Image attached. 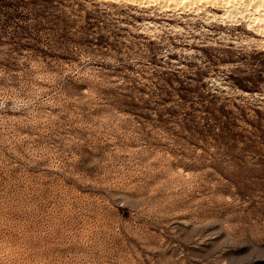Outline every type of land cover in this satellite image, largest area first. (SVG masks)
<instances>
[{
	"label": "rangeland",
	"instance_id": "rangeland-1",
	"mask_svg": "<svg viewBox=\"0 0 264 264\" xmlns=\"http://www.w3.org/2000/svg\"><path fill=\"white\" fill-rule=\"evenodd\" d=\"M175 1L0 0V264H264V33Z\"/></svg>",
	"mask_w": 264,
	"mask_h": 264
},
{
	"label": "bare ground",
	"instance_id": "bare-ground-1",
	"mask_svg": "<svg viewBox=\"0 0 264 264\" xmlns=\"http://www.w3.org/2000/svg\"><path fill=\"white\" fill-rule=\"evenodd\" d=\"M147 1L152 2L154 0H147ZM159 1L161 2L164 0H159ZM177 1L186 2V3H193V4H197L198 6L208 5L212 8L223 7L227 11L234 8V12H236L238 14L240 13L242 18L243 17H245L246 19L248 18V21H249L248 26H249V24H251V26L253 28H255V30L257 32H261V33L263 32L264 33V0H235V2L231 1V0H225V1L224 0H177ZM174 2H176V1L174 0ZM174 2H171V4ZM181 2H180V4H181ZM153 3H155V2H153ZM176 5H178V4H176ZM198 6H196V7H198ZM250 9H252L251 11H253V12H251ZM251 26H250V28H251Z\"/></svg>",
	"mask_w": 264,
	"mask_h": 264
}]
</instances>
